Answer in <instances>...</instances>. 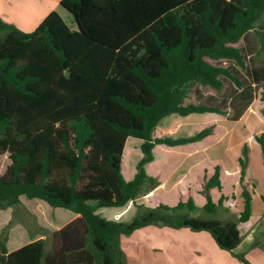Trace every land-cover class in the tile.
Returning <instances> with one entry per match:
<instances>
[{"label": "trees", "instance_id": "obj_1", "mask_svg": "<svg viewBox=\"0 0 264 264\" xmlns=\"http://www.w3.org/2000/svg\"><path fill=\"white\" fill-rule=\"evenodd\" d=\"M254 30L264 48V0H60L28 32L0 19V209L25 195L80 214L52 233L48 253L44 239L7 252L9 223L0 233V264H126L119 237L158 224L207 231L221 249H235L239 224L251 214L243 185L235 220L190 216L191 197L139 205L130 221L107 219L96 209L124 206L158 186L145 168L155 145L212 133L207 126L188 136H153L173 113H224L185 99L195 84L219 90L226 78L240 86L219 61L245 68L246 49L236 43ZM259 98L264 103V83ZM129 136L142 140V156L126 180L121 163ZM254 138L264 167V133ZM247 147L238 157L241 182ZM219 172L216 164L203 178L208 213L226 197L215 203L209 192L222 188Z\"/></svg>", "mask_w": 264, "mask_h": 264}, {"label": "rangeland", "instance_id": "obj_2", "mask_svg": "<svg viewBox=\"0 0 264 264\" xmlns=\"http://www.w3.org/2000/svg\"><path fill=\"white\" fill-rule=\"evenodd\" d=\"M58 1L34 0V4L26 3L21 6L14 5L15 1L13 0L5 2L3 9L7 15L5 21L13 23L23 31H32L57 5ZM256 30L261 32L258 26H256ZM256 30L249 33V37L254 39L249 38L250 41H247L246 38H242L240 43H236L246 49L245 68H240L232 61H219V63L230 67L233 74L239 79L240 86L226 78H223L224 84L219 90L195 84L185 99V103L217 106L224 113H212L208 122V113H194L184 117L173 113L167 115L156 126L153 131L154 137H177V135L195 133L207 126L213 128L211 136L205 142L199 143L195 154L188 157L186 156L187 151L193 147L157 144L154 153L158 160L153 164H148L147 172H156L153 176L160 178L156 179L162 186H156L154 188L156 190L153 189L147 194L137 197L134 202H129L123 210V218L120 221H130L139 205L154 207L159 203L173 205L179 200L184 201L186 198H182L183 195L180 192L184 193L185 191L193 195L197 204V207L189 212L190 216L235 220L237 212L243 205L242 192H240V187L243 185L250 194H254V204L247 226L257 227L263 213L259 205L258 194L264 193V167L259 143L254 136L264 133V115L261 113L263 102L259 98L264 83V48L260 47ZM196 116L205 121L201 123ZM237 116L239 117L237 118ZM140 142V139L136 137H128L125 142L126 152L123 157L122 173L127 178L133 176L136 162L141 157ZM243 144L248 146L247 165L242 182L239 180L240 187H235L234 173L224 174L222 177L224 189L214 188L209 192L214 202L222 193H226L227 199H224L222 205H219L213 213L205 212L202 209L205 198L201 192L202 189H199L202 180L200 168L202 166L212 168L220 163L224 168L234 170L236 164H239L238 157L242 156ZM184 164L187 167L190 165L191 168H184ZM247 167H249L248 174H246ZM176 182L179 185L172 188ZM27 200L31 199L27 198ZM46 204L48 205V203ZM51 208L53 209L52 206ZM56 208L55 212L64 209ZM118 209L119 207H99L96 212L107 219H113L114 215L112 214ZM29 218L31 221L35 220L29 215L26 222L30 221ZM261 228L264 227H259L258 232ZM42 235L47 247L48 242L52 239L51 233L49 230H45ZM202 236L212 238L207 231L192 230L189 227L173 228L158 224L141 227L129 235H121L119 243L123 250L125 263L128 264H264V251L260 254V251L256 250L257 245L254 242L248 246L240 244L237 248L229 251L220 249L213 240L219 251L215 253L209 251L210 260L204 261L201 258L202 251L200 250L202 248H198L197 245L204 241ZM115 255L118 256V253L115 252ZM241 256L248 263L240 260Z\"/></svg>", "mask_w": 264, "mask_h": 264}, {"label": "crops", "instance_id": "obj_3", "mask_svg": "<svg viewBox=\"0 0 264 264\" xmlns=\"http://www.w3.org/2000/svg\"><path fill=\"white\" fill-rule=\"evenodd\" d=\"M8 1H11V0H5V1L4 0H0V19H2L3 21H5V17H7L5 11L3 10L4 9V4H5V2H8ZM13 1H15L14 5L19 4V6H21L23 4H26V3L34 4V0H13ZM59 1H58V3H59ZM56 6L57 5H55L53 7V9ZM5 22H8V21H5ZM249 38L250 37L246 38L247 41H250ZM250 39H254V38H250ZM241 41H242V38L240 39V41L238 43H240ZM263 106H264V103H263ZM204 113H208V115H210V116L207 115V117H209L207 122L210 121L209 119H210L212 113H210V112H204ZM191 114H194V113H191ZM191 114H189V115H191ZM186 116H188V115H186ZM182 117H184V116H182ZM196 118L200 119L201 123H202V121H205L204 119L199 118L198 116H196ZM188 135H191V134L186 133L185 135H177V137H179V136H188ZM210 136H211V134L205 136L204 138H202L199 141H195V142H191V143H185V144H181V145H175V146H178V147H186V146L187 147H193L194 148V149L192 148L193 150L192 149L191 150L188 149V151H187L188 154L186 155L188 157V156H191V154L192 155L195 154L196 149L198 148V144L201 143V142H205ZM129 137H131V136H129ZM140 141L142 142L141 139H140ZM141 142H140V144H141ZM156 147H157L156 145L153 147L154 159L151 162H149V163H147L145 165L146 171H147L148 164H153V163L156 162V160H158L156 155H155V153H154V149H156ZM125 148L126 147L124 145L123 153H124V151L126 152ZM201 152H204V151H201ZM123 153H122V163H123V157H124ZM141 156H142V153H141ZM122 163H121V171H122ZM183 166H184V168L185 167L189 168V169L191 168L190 165H189V167H187L185 164ZM219 166H220L219 177H220L221 185H222L221 189H224V182H223V179H222L223 175L224 174L231 175L232 173H234V176H235V180H234L235 187H238V186L240 187V183H239V180H240L239 179L240 178V165L236 164V167H235L234 170H230L227 167L224 168L223 166H221L220 163H219ZM248 170H249V167H247V169H246V174H248ZM213 171H214V166L212 168H209V167H206V166H202L200 168L199 172H200V175H202V180H201V185H200L199 189L200 188L202 189V182H203L204 176L209 177L213 173ZM135 172H136V168H135ZM135 172H134V174H135ZM147 173L150 174V175H155L154 173H156V172L148 171ZM134 174H133V176H134ZM133 176H131L130 178L129 177L127 178V177L124 176V178L126 180H130V179L133 178ZM156 178L160 179L159 177H156ZM246 181H247V179H246ZM178 185L179 184L176 182V183H174L172 185V188L173 187H177ZM160 186H162V184H160V185L158 184L157 187H160ZM214 188H216V187H213L210 190H213ZM154 190H156V189H154ZM240 192H242V186L240 187ZM180 193H181V195H183L182 198H186V200H187L188 197H191L193 199V195L191 193L187 192V191H185L184 193H182V192H180ZM210 195H211V193H210ZM224 195L226 196V193ZM258 197L260 199L259 205L261 206L262 211H263V213L261 215V218L259 219L260 222H259V224H257L256 228L252 227V226L248 227L247 223L250 220V217H251V214H250V217H249V219L247 221L239 224V227H240V229L242 231V240L236 246V248L240 244L243 245V246H248L250 244H253V242H254L255 245H257L256 250L260 251L259 253L261 254L264 251V232H262L264 230V228H261L259 232H258V230H259V227H264V193L263 194H261V193L258 194ZM27 198L28 197H26L25 195H20L19 196V200H20L19 204L0 209V233H1L3 228H5L6 226H8L9 223H11V224H9V226H8L9 229L7 231V239H6L7 252H11V251L23 246L24 244H26L28 242H31V241H34V240H37V239H44L42 237L43 236L42 234H43V232L45 230H49V232L51 233V236H52V233L54 231L66 226L68 223L72 222L73 220H76L80 216V214H78V213H76V212H74V211H72L70 209H66V208H64L63 210H60L58 212H55V208L56 207H53V209H52L49 204H48L49 206L46 204L47 203L46 201H45L46 202L45 203L44 200L39 199V198H28V199H31V200H27ZM204 198H205V196H204ZM241 198L243 200V197H241ZM225 199H227V198L225 197ZM253 199H254V194H251V210H252V207H253V204H254ZM212 200H213V198H212ZM179 201H182V200H179ZM193 201L195 203L194 199H193ZM205 202H206V199H205ZM215 203H217V201ZM126 205L119 207V209L117 211H115V213L112 214V215H114L113 219L122 220L121 218H123L122 215L124 213L123 210L125 209ZM173 205H175V204H173ZM195 206L197 207L196 203H195ZM60 208H62V207H60ZM242 209H243V205H242V208L237 212L238 215H239V213H240V211ZM96 211H97V209H96ZM29 215H31L35 220L31 221V218H29L30 221L26 222V219H27V217ZM238 215H237V217H238ZM57 219H58V221H57ZM224 220H226V219H224ZM77 225H80V224L78 223ZM37 228H40L41 230H39ZM258 233H259V235H257ZM202 237H203L204 241L200 242V244H197V245L199 246L198 248H202L200 250V251H202L201 258L204 261H209L210 260L209 251H211V253H213V252L215 253V252L219 251L218 247H217L218 245L216 244L217 245L216 246L214 244V242H215V241L213 242L214 239L205 238V236H202ZM52 242H53V240L51 239L48 242L47 247H46V242H45V246H44V252L45 253H48L52 249ZM254 247H253V249H254ZM119 248L122 250L120 243H119ZM126 264H128V263H126Z\"/></svg>", "mask_w": 264, "mask_h": 264}]
</instances>
